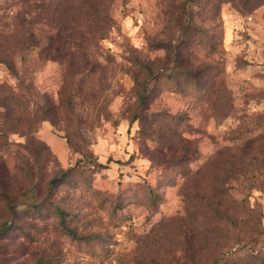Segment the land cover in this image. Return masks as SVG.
I'll use <instances>...</instances> for the list:
<instances>
[{
  "label": "rangeland",
  "instance_id": "1",
  "mask_svg": "<svg viewBox=\"0 0 264 264\" xmlns=\"http://www.w3.org/2000/svg\"><path fill=\"white\" fill-rule=\"evenodd\" d=\"M0 104V264H264V4L0 0Z\"/></svg>",
  "mask_w": 264,
  "mask_h": 264
},
{
  "label": "trees",
  "instance_id": "2",
  "mask_svg": "<svg viewBox=\"0 0 264 264\" xmlns=\"http://www.w3.org/2000/svg\"><path fill=\"white\" fill-rule=\"evenodd\" d=\"M221 2H230L235 8L239 9L242 12H252L253 10H255L256 8H258L259 6L264 4V0H221ZM174 53L177 54L179 53L178 50H174ZM145 68L148 69V72H152L151 68L148 65H145ZM157 76V74H152L151 78L146 79L145 81H143V83H141L143 85L142 89V93L139 96L140 99V107H145L148 103H149V94H148V88L150 83L152 82L153 79H155ZM14 94V93H13ZM3 104V103H2ZM1 105V104H0ZM3 106V105H2ZM10 108V107H9ZM139 112V111H137ZM139 118V114L135 113L133 119L131 120V125ZM87 158H83V159H79V161H85ZM97 165H99V167H106L107 165L102 164V163H97ZM4 164H3V168H4ZM69 175V172H63L62 175L60 177H54L51 179L50 181V186L53 187L55 186L57 183L63 181L67 176ZM6 175L3 176V178H5ZM10 209L13 211V213L15 214V210H16V205L13 201V199L9 198L8 200ZM61 215V222L64 225L65 223V215H66V211L62 208H58L57 209ZM8 227V224L5 225V228ZM66 232L68 233L69 236L72 237H79L78 234L76 233V231L70 227H66L65 228ZM223 261V260H220ZM218 260V262L216 261V264H225L223 262H220Z\"/></svg>",
  "mask_w": 264,
  "mask_h": 264
}]
</instances>
